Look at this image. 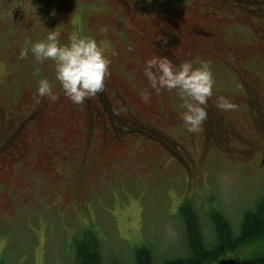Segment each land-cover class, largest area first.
<instances>
[{"label": "rangeland", "instance_id": "obj_1", "mask_svg": "<svg viewBox=\"0 0 264 264\" xmlns=\"http://www.w3.org/2000/svg\"><path fill=\"white\" fill-rule=\"evenodd\" d=\"M140 2L135 8L115 0H0V137L9 138L15 113L31 109L40 98L50 102L57 116L45 124L43 134L34 125L27 129L28 151L23 157L13 149H0V264H77L75 249L80 244L92 246L100 264H134L136 250L143 248L152 264H161L187 255L179 213L183 205L195 212L211 247L215 243L211 214L221 215L237 233L243 213L264 192V120L262 126L251 125L242 94V84L255 88L264 107V0H159L163 14L178 19V28L183 20L202 13H215L211 17L220 20L224 58L188 60L177 40L173 52L181 63L192 62L194 67L209 63L215 81L209 99L232 130L253 145L243 152L236 150L243 148L238 140L223 146L217 137H207L204 122L198 132H188L177 91L156 94L150 87L146 63L159 58L143 54L145 44L137 28L127 27L130 32L126 26L137 23L153 35L149 25L158 31L162 18L147 13L146 2ZM57 3L68 9L63 19H54L50 12ZM193 23L187 30L205 40L201 30L196 31L203 21ZM52 30L61 32V44H67L73 32L107 42L109 76L122 98L115 111L123 105L141 123L154 119L178 147L126 134L124 148L105 152L87 166L85 156L98 148L97 140L86 147V137L72 139L67 113L73 109L83 118L82 105L71 104L64 95L54 62L39 63L31 53L32 44ZM119 32L129 40L134 36L141 47L133 49L130 41H119ZM166 42L162 38V48ZM25 47L29 54L21 60ZM232 48L242 54L248 50V55L236 58ZM121 53L128 68L117 63ZM42 79L53 85L56 101L38 95ZM221 97L237 107L220 109ZM257 253L259 247L252 242L205 264H244Z\"/></svg>", "mask_w": 264, "mask_h": 264}, {"label": "flooded vegetation", "instance_id": "obj_2", "mask_svg": "<svg viewBox=\"0 0 264 264\" xmlns=\"http://www.w3.org/2000/svg\"><path fill=\"white\" fill-rule=\"evenodd\" d=\"M141 0H130V3H126L125 0H115L116 3L122 5H128L129 7L138 8L142 5ZM146 2L145 6L147 8L146 12L153 16H160L162 18L161 24H159L158 31L154 28V25H149L150 30L153 35H149L145 27L141 29L140 24L133 23L132 25H127L126 29L130 31L127 27H136V34L142 39L145 47L141 48L143 54L149 55L153 54L157 58H166L173 65L179 66L181 63L180 56L173 52V43L175 40L183 45V53L186 55L187 59L192 58H202L211 57L212 59H218L219 57L224 58L222 55L223 44L221 39V34L218 30L220 20L211 17L213 14H197L195 17H190L185 19L180 28L177 26L178 19H174L171 15L165 16L163 13L165 9L159 0H142ZM216 6L214 9L216 10ZM68 9L63 5L53 4L50 7V12L55 16L54 19H63L66 15H69ZM195 12V11H194ZM142 18V17H141ZM142 19H150L151 17L143 16ZM193 20H202L203 24L196 28V31L201 30V33L205 35V40H203L199 34L194 32H189L187 26H193ZM120 22L121 20L118 19ZM131 32V31H130ZM79 33V32H78ZM179 33V35H177ZM162 38L167 39L164 48H162ZM117 39L127 40L131 42L130 48L138 49L141 47L140 41H138L134 36L132 39L125 38L122 32L117 34ZM226 46L225 44H223ZM242 54L237 49H233L234 57L242 59L240 57H246L248 55V50L243 51ZM119 64H123L127 68L129 67L124 59V55L121 53V57L117 61ZM226 66L227 64L224 63ZM234 65V64H233ZM235 66V65H234ZM236 76L242 81L243 76L239 73H235ZM109 76V75H108ZM109 81L106 80L105 88L102 92L98 93L96 96L86 99L82 105L83 108V118H81L75 110L68 111V120L73 125L69 126V134L74 139L75 137L83 139L85 138L86 147L91 145L93 139L97 140L98 148L93 150L91 156L88 153L85 156L84 163L87 166H92L96 159H100L105 152H116L126 146L123 141V135L126 134H136L142 138L159 143L161 145H178L173 142L160 128L155 125L154 119L151 118V122L141 123L135 116L127 110L123 105L120 107V112L115 111L114 105L116 103L122 104V98L117 90V83L109 76ZM243 91L242 94L245 98L244 107L249 114L251 125L259 124L264 120V107L259 99L258 92L255 88L249 87L246 84H242ZM71 102V101H70ZM71 104H73L71 102ZM207 118L204 121V127L207 129V137H217L218 143L226 145L229 141L236 143L238 140L243 144V148H236L237 151L243 152L248 151V149L254 148L249 140L239 136L235 133L231 125L225 120L223 115H220L218 108H214L211 102L206 106ZM123 112L128 113L126 118ZM1 116V107H0ZM158 117V116H157ZM57 116L54 115L53 108L50 106V102L46 98H40L35 105L29 110H19L15 113L13 117V133L7 138L0 137V149L1 150H14L19 157H23L27 154L28 144L24 140L27 129L30 126H36L37 131L40 134L47 132L45 124L47 122H53ZM108 124V126H107ZM234 134H232L231 132ZM98 133V137L95 136ZM236 135V136H235ZM215 142V141H213ZM238 143V142H237ZM90 148H87V152ZM49 162V159H46Z\"/></svg>", "mask_w": 264, "mask_h": 264}, {"label": "clouds", "instance_id": "obj_3", "mask_svg": "<svg viewBox=\"0 0 264 264\" xmlns=\"http://www.w3.org/2000/svg\"><path fill=\"white\" fill-rule=\"evenodd\" d=\"M60 36L59 31H48L46 39L32 44L31 53L39 63L46 60L54 62L55 79L64 95L72 103L80 105L105 88L111 64L106 55L108 43H98L96 39L73 32L69 42L61 44ZM28 54L29 49L22 48L19 59H25ZM144 74L156 94L162 90L177 91L183 101L180 107L185 111L181 119L187 131L198 132L207 118L206 106L213 95L215 84L209 63L201 62L200 67H194L192 62H185L177 67L166 58L152 59L147 61ZM38 95L53 102L58 99L53 92V85L47 79L39 81ZM217 106L223 110H234L237 107L223 97L219 98Z\"/></svg>", "mask_w": 264, "mask_h": 264}, {"label": "trees", "instance_id": "obj_4", "mask_svg": "<svg viewBox=\"0 0 264 264\" xmlns=\"http://www.w3.org/2000/svg\"><path fill=\"white\" fill-rule=\"evenodd\" d=\"M179 213L185 228L187 255L161 264L216 263L222 256L252 242L257 243L259 253L244 264H264V192L255 201L252 209L243 213L237 233L231 231L230 225L221 215L211 214L210 218L215 237V243L211 247L207 246L202 236L199 220L189 204L183 205ZM91 241L85 243H92ZM80 245H77L75 249L77 264H100L92 246L88 244ZM136 251L134 264H152L147 250L143 248Z\"/></svg>", "mask_w": 264, "mask_h": 264}, {"label": "bare ground", "instance_id": "obj_5", "mask_svg": "<svg viewBox=\"0 0 264 264\" xmlns=\"http://www.w3.org/2000/svg\"><path fill=\"white\" fill-rule=\"evenodd\" d=\"M210 102H211V100L208 99L207 105H208ZM211 105H212L214 108H217L212 102H211ZM221 145H223V144H221ZM223 146H225V145H223Z\"/></svg>", "mask_w": 264, "mask_h": 264}]
</instances>
